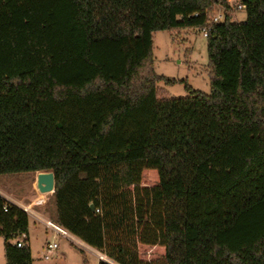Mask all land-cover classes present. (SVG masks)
I'll return each instance as SVG.
<instances>
[{
	"label": "trees",
	"instance_id": "obj_1",
	"mask_svg": "<svg viewBox=\"0 0 264 264\" xmlns=\"http://www.w3.org/2000/svg\"><path fill=\"white\" fill-rule=\"evenodd\" d=\"M241 3L0 0V177L53 173V222L113 264H264V0ZM191 29L211 92L166 98L154 34ZM29 227L0 196L5 264H33Z\"/></svg>",
	"mask_w": 264,
	"mask_h": 264
},
{
	"label": "rangeland",
	"instance_id": "obj_2",
	"mask_svg": "<svg viewBox=\"0 0 264 264\" xmlns=\"http://www.w3.org/2000/svg\"><path fill=\"white\" fill-rule=\"evenodd\" d=\"M241 2L242 0H229L231 8L227 11L222 6H216L213 15H210V21L220 14L224 17L228 14L233 22H245L247 20L246 11H241L238 8L242 4ZM154 60L156 74L176 82L173 85L164 82L158 85L163 92L162 95L166 98L189 97L186 85L194 91L210 94L207 38L202 30L155 33ZM38 174L1 176L0 193L5 196L10 194L13 198L28 205L35 200L36 202L31 208L44 219L53 222V219H48L43 213L49 216L48 213L55 209L54 196L53 194H41L38 191ZM54 212L52 210V214ZM19 241L22 242L24 239L21 237ZM48 242L57 244L58 249L49 251L47 249ZM29 246L33 264H99L93 251H86L64 237L55 236L51 230L33 219L32 221L30 219ZM4 249V239L0 237V264H5ZM46 256L49 257L48 261L45 260ZM104 260L106 259L104 258Z\"/></svg>",
	"mask_w": 264,
	"mask_h": 264
},
{
	"label": "built area",
	"instance_id": "obj_3",
	"mask_svg": "<svg viewBox=\"0 0 264 264\" xmlns=\"http://www.w3.org/2000/svg\"><path fill=\"white\" fill-rule=\"evenodd\" d=\"M239 10L243 11L245 10V6L244 5H239ZM224 21V16L222 14L215 16L212 21L211 24H217V23H221ZM209 33V30L206 29L204 30L203 34L205 36V38H207ZM0 196L2 198H4L7 202H9L10 204L18 207L19 209L23 210L28 216L29 218L32 220H34L35 222H39L41 224H43L46 228H48L49 230H51L55 236H60V237H64L67 240H70L72 243L76 244L77 246H80L81 248L85 249L86 251H93L92 248H89L87 245H84L80 242H78L75 237H73V235H71L69 232H67L66 230H64L63 228L59 227L58 225H56L54 222H51L50 220H46L44 219L41 215H39L37 212H35L31 207L29 206H25L22 205L20 203H18L17 201L13 200L11 197L9 196H5L4 194L0 193ZM98 214L100 213L99 210L96 211ZM25 235L22 236V239H25ZM18 247L21 248L23 247L22 242L18 243ZM47 249L49 251H55L58 249V245L55 243H51L48 242L47 244ZM95 256L102 262H107L109 264H113L110 260H108L104 255H102L101 253H97L96 251H93ZM104 258L106 260H104ZM45 260L48 261L49 257H45Z\"/></svg>",
	"mask_w": 264,
	"mask_h": 264
},
{
	"label": "water",
	"instance_id": "obj_4",
	"mask_svg": "<svg viewBox=\"0 0 264 264\" xmlns=\"http://www.w3.org/2000/svg\"><path fill=\"white\" fill-rule=\"evenodd\" d=\"M37 189L41 194H53L55 191V176L53 173L37 175Z\"/></svg>",
	"mask_w": 264,
	"mask_h": 264
},
{
	"label": "crops",
	"instance_id": "obj_5",
	"mask_svg": "<svg viewBox=\"0 0 264 264\" xmlns=\"http://www.w3.org/2000/svg\"><path fill=\"white\" fill-rule=\"evenodd\" d=\"M7 196H9V197H11L13 200H15V201H17L18 203H20V204H22V205H25V206H29V207H31L36 201L35 200H33V202L32 203H30V205H28V204H25V203H23L22 201H19V200H17V199H15V198H13L10 194H6ZM52 210H54V209H52ZM52 210H51V212H49L48 214H49V216H47L45 213H43L48 219H53L54 218V214H55V212H54V214H52ZM55 211V210H54ZM32 221V220H31ZM36 225H39V224H37L36 223ZM44 226V225H43ZM74 237V236H73ZM75 239L78 241V242H80V243H82V244H84V245H86L85 243H83L80 239H78V238H76L75 237ZM88 246V245H87ZM89 247V246H88ZM90 248V247H89ZM93 251H96V250H94L93 249ZM97 252V251H96ZM97 253H99V252H97ZM96 254V253H95ZM99 260V259H98ZM99 262H100V260H99ZM86 263H88L87 261H86Z\"/></svg>",
	"mask_w": 264,
	"mask_h": 264
}]
</instances>
